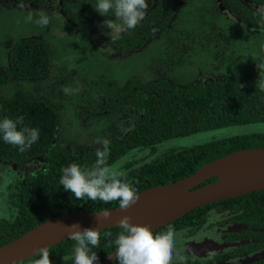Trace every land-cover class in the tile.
Wrapping results in <instances>:
<instances>
[{
  "label": "trees",
  "instance_id": "1",
  "mask_svg": "<svg viewBox=\"0 0 264 264\" xmlns=\"http://www.w3.org/2000/svg\"><path fill=\"white\" fill-rule=\"evenodd\" d=\"M178 1L147 0L149 7L143 20L111 40V30L103 22L111 19L119 24L114 14L101 15L94 7L96 0H66L61 13L71 15L75 23L59 24L56 32L50 29L45 33L41 25L39 29L33 25L31 36L0 47L3 56L0 120L23 116V126L39 129L38 140L24 152L5 143L0 134V245L53 216L119 205V201L105 203L87 197L77 200L59 182L62 169L70 163L90 169L96 161V150L102 147L85 144L75 148L59 141V136L79 141L77 135L67 133L70 116L76 111L90 116L101 126V120H95L96 112H114L119 108L116 115L125 113L131 118L124 133L107 138V166L117 175L122 173V178L130 181L137 191L189 175L202 164L233 150L264 147V131H251L157 151L168 138L230 125L264 123V91L255 84L264 77V72L252 67L256 55L259 56L260 39L264 38V15L258 11L264 8V0H219L225 11L233 13L231 21L214 1ZM215 11L220 14L214 15ZM55 23L51 22L50 26ZM74 27L78 28L76 33ZM92 32L98 34L97 39L87 40ZM153 39H157L159 46L154 45ZM56 42L72 48L71 66L66 69H61L56 59H64L69 53L65 51L62 55L56 49ZM81 43L89 44L101 56L102 52L129 51L118 66L120 78L109 73L112 85L98 92L99 111H90V105L83 107L81 103L74 107L70 101L69 89L76 86L71 81L77 80L72 64L83 59L78 47ZM148 49L152 54L150 59L159 66L156 69L164 72L156 80L140 79L135 71L138 60L145 63L143 54ZM101 56L91 64L95 71L92 77H97L96 72L100 73V66L107 62ZM122 79L125 81L119 90L117 86ZM95 84L90 80L79 85L80 93L94 92ZM85 99L94 102L95 96L88 95ZM38 156L42 157L41 163L31 171L22 172L25 160ZM8 163L20 165L19 170L11 169ZM252 198L255 203L264 201V189L244 195V200ZM240 201L238 197L228 198L193 208L153 232H164L169 226L175 230L194 227L210 216V210L235 204L239 208L243 204ZM259 206L263 214L264 203ZM121 231L119 226L99 230V248H93L98 262L116 247L114 241ZM75 246L68 238L50 246L52 264H73ZM37 258L35 255L15 264H33ZM108 264L118 261L114 259Z\"/></svg>",
  "mask_w": 264,
  "mask_h": 264
},
{
  "label": "clouds",
  "instance_id": "2",
  "mask_svg": "<svg viewBox=\"0 0 264 264\" xmlns=\"http://www.w3.org/2000/svg\"><path fill=\"white\" fill-rule=\"evenodd\" d=\"M94 7L101 15L107 17L111 13L114 14L116 21H120L119 24L114 23L111 19H106L103 22V25L111 30L109 33L111 40H115L122 30L134 29L143 20L149 3L147 0H96ZM16 9H31L35 13L33 25L38 29L40 25L46 26L55 21V25L50 27L57 30L59 24L55 16L64 17L57 0L55 2H51V0H18ZM258 11L264 15V8ZM25 22H33V16L29 14L25 18ZM32 26L26 30L29 32ZM111 33L116 35H111ZM255 84L264 91V77L256 80ZM23 120V116L17 117L15 120L8 117L0 120V134H2L4 142L18 146L21 152L30 148L39 138V129L23 126ZM95 143L102 145L96 150L95 164L88 169L81 168L75 162L70 163L62 169L60 184L63 185L65 191H70L77 200L87 197L91 201L99 200L105 203L119 201L121 210L131 208L139 201L137 190L130 181L122 178V173L117 175L107 166L109 140L98 137ZM103 215L105 218L109 217L107 212ZM130 221L131 218L127 215L122 216L119 220V227L122 231L114 241L115 260L118 261V264H174V257L178 258L179 264H184L185 257L176 250L175 238H177L178 230L169 226L164 232L154 233L149 225L131 223ZM66 230L68 239L74 241L76 245L73 251V264H97L99 257L93 248H99V230L97 228L81 230L78 223L66 225ZM208 255L213 256L215 253L210 252ZM37 256L38 258L33 261V264H52L47 246L41 247Z\"/></svg>",
  "mask_w": 264,
  "mask_h": 264
},
{
  "label": "water",
  "instance_id": "3",
  "mask_svg": "<svg viewBox=\"0 0 264 264\" xmlns=\"http://www.w3.org/2000/svg\"><path fill=\"white\" fill-rule=\"evenodd\" d=\"M232 159L235 160L230 162ZM210 178L213 179L204 183ZM262 189L264 147L236 149L202 164L189 175L137 191L139 201L127 210H121L117 205L100 210L63 213L46 219L1 244L0 264L24 261L37 255L41 247L49 248L67 239L66 225L78 223L81 230H100L119 226L120 218L127 215L131 223L147 224L154 230L193 208ZM105 212L109 213L108 218L104 217ZM196 245L200 247V252L222 247L214 241H202ZM115 252L116 247L97 264H108L115 259Z\"/></svg>",
  "mask_w": 264,
  "mask_h": 264
},
{
  "label": "rangeland",
  "instance_id": "4",
  "mask_svg": "<svg viewBox=\"0 0 264 264\" xmlns=\"http://www.w3.org/2000/svg\"><path fill=\"white\" fill-rule=\"evenodd\" d=\"M186 0H179L178 3H184ZM198 1V0H195ZM208 1H213V0H206ZM66 2L64 0L63 4ZM31 14L33 16V22H25V18ZM220 13L215 11L214 15H219ZM228 14V13H224ZM229 15V14H228ZM223 16V15H222ZM221 16V17H222ZM225 17V16H224ZM228 21H231L229 17H225ZM55 19L58 20V24H70L68 23L69 21L71 23H75L73 21L72 16H64L61 17L59 15L55 16ZM219 19V18H218ZM230 19V20H229ZM35 21V13L31 9H5L4 11H0V38H3V41H0V47H7L10 45L14 39L20 35H22L23 32H25V29L30 28ZM91 25H88L90 27ZM75 28V27H74ZM52 32L57 31L56 29H53L50 27V24L46 26H42V33L47 32L50 30ZM78 31V28L74 29V33ZM97 33H90L87 35V40H96L97 39ZM4 36V37H2ZM257 39V37H255ZM254 38V39H255ZM262 38V37H261ZM154 45L159 46V42L157 39H153ZM260 50H259V56L256 55V59L252 63V67L257 68L258 71L264 72V38L260 39ZM210 44V43H208ZM7 45V46H6ZM56 49L64 55L63 52L67 51L69 54L64 58L59 60L58 58L56 59L57 64L60 65L61 69H66L70 67L71 65L69 64L70 59L73 57L70 52H72V48L70 47H65L61 45L60 42L55 43ZM144 46V44H143ZM78 47H80V52L81 56L80 58H83L80 62H74L72 66L74 67V73L73 76L77 77V80L74 79L71 82L76 84V86H73L72 88L69 89V94L71 96V103L74 107H76L77 103H81L83 107H87L90 111H99V104L101 100H97L96 97L98 95V92L102 91V89L107 90L106 87H109L112 85L113 81L110 80V75L116 74L118 78H120L119 74L120 71L118 70V66L120 63L124 62L123 59L126 58V55L129 53H124V54H119V53H105L103 56H101V53L98 51H94L89 44H84L81 43L79 44ZM149 48L155 52L153 49V46H149ZM111 50V49H110ZM78 52V51H76ZM2 53V52H0ZM157 54V53H156ZM61 55V56H62ZM145 63L141 62L138 60L136 63V68L135 71L137 73V76L140 79L144 80H156L157 76L161 77L163 76L164 72H159L157 66L152 59H150V56L152 55L149 49L143 54ZM72 56V57H70ZM102 57L104 60L103 66L101 65L99 71L96 72L98 73L96 76L97 77H92L93 73V67H92V62L95 60V58ZM3 60V56L0 55V61ZM243 65V64H242ZM127 69V68H126ZM81 72V73H80ZM197 75H199L198 71H195ZM196 79V78H195ZM92 80L93 83L95 84H100L102 86H98L95 84L94 86V92L91 90L89 93L87 92H81L80 93V87L79 85H82L83 83L86 84L89 83V81ZM122 83H119L117 88L122 89L123 83L125 80L122 79ZM82 89H85L86 91L89 90L87 87H82ZM80 93V94H79ZM88 95L95 96V101L91 102L88 101V99H85ZM83 96L84 99L80 100L79 97ZM51 97V96H50ZM101 107V104H100ZM75 110V109H74ZM77 110H81L78 109ZM119 110V108H118ZM117 110V111H118ZM72 111V110H71ZM116 110L111 111V112H96V121L97 118H99L103 124V126L99 125L92 119L90 116L84 115L82 112L76 111L72 113L70 116V123H69V129L67 133H69L70 136L77 135L79 141L74 140L73 138H68L66 136H59V141L63 140L66 144L78 148L82 145L89 144L90 146H99L100 144L95 143L96 139L98 137H103V138H109L113 135H119L120 133H124L128 124L131 121V118H127V114L123 113L121 115H116ZM82 113V115H81ZM124 117V119H122ZM94 118V117H93ZM72 123V124H71ZM258 132V131H264V123H251V124H245V125H230L226 127H220L216 128L213 130H206V131H200V132H194L188 135H182V136H177L174 138H168L162 141V143L157 147V151L159 152L165 151L170 148H176L179 146H193V145H199L202 143H205L211 139L219 138V137H224V136H230V135H235V134H243L246 132ZM89 146V147H90ZM177 240V238H175ZM175 260V257H174ZM175 262V261H174Z\"/></svg>",
  "mask_w": 264,
  "mask_h": 264
},
{
  "label": "flooded vegetation",
  "instance_id": "5",
  "mask_svg": "<svg viewBox=\"0 0 264 264\" xmlns=\"http://www.w3.org/2000/svg\"><path fill=\"white\" fill-rule=\"evenodd\" d=\"M55 1L51 0V2ZM57 1L61 9L66 7L65 3L63 4L64 0ZM213 1L225 17L233 18V13L225 11L219 0ZM17 2L18 0H0V11L16 9ZM68 23L72 24L70 21ZM24 31L20 38L31 36L26 29ZM41 161L40 156L25 160L22 172L33 170ZM8 165L15 171L19 170L20 165L14 163ZM244 195L236 196L241 200L240 202H243L239 208L235 204L222 210H210V216L207 215L202 223L194 227L183 226L178 229L176 250L185 257L184 264H264V213L261 214L259 208L264 201L255 203L253 198L244 200ZM202 241H214L222 247L201 253L200 247L196 244L199 245ZM210 252L215 255L209 256ZM174 261V264H179L177 257Z\"/></svg>",
  "mask_w": 264,
  "mask_h": 264
},
{
  "label": "bare ground",
  "instance_id": "6",
  "mask_svg": "<svg viewBox=\"0 0 264 264\" xmlns=\"http://www.w3.org/2000/svg\"><path fill=\"white\" fill-rule=\"evenodd\" d=\"M233 160H235V159L230 160V162H232Z\"/></svg>",
  "mask_w": 264,
  "mask_h": 264
}]
</instances>
